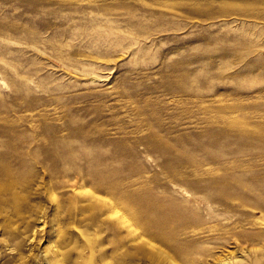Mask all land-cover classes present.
Returning <instances> with one entry per match:
<instances>
[{
    "label": "rangeland",
    "instance_id": "1",
    "mask_svg": "<svg viewBox=\"0 0 264 264\" xmlns=\"http://www.w3.org/2000/svg\"><path fill=\"white\" fill-rule=\"evenodd\" d=\"M0 264H264V0H0Z\"/></svg>",
    "mask_w": 264,
    "mask_h": 264
}]
</instances>
